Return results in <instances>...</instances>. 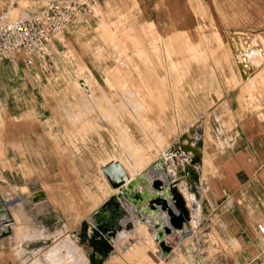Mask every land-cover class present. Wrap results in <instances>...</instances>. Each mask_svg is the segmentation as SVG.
I'll list each match as a JSON object with an SVG mask.
<instances>
[{
    "label": "rangeland",
    "instance_id": "obj_1",
    "mask_svg": "<svg viewBox=\"0 0 264 264\" xmlns=\"http://www.w3.org/2000/svg\"><path fill=\"white\" fill-rule=\"evenodd\" d=\"M99 15L96 3L86 18ZM125 17L81 36L96 72L78 52L36 82L0 69V264H230L204 221L207 121L226 92L264 106V20L227 37L202 24L190 41ZM108 163L125 174L115 186Z\"/></svg>",
    "mask_w": 264,
    "mask_h": 264
},
{
    "label": "crops",
    "instance_id": "obj_2",
    "mask_svg": "<svg viewBox=\"0 0 264 264\" xmlns=\"http://www.w3.org/2000/svg\"><path fill=\"white\" fill-rule=\"evenodd\" d=\"M96 3L99 17L76 16L59 37L45 41L53 55V66L71 69L73 56L78 52L85 58L78 67L96 72L98 69L90 62L92 52L87 50V42L81 36L99 18L110 23L107 21L111 15L126 16L130 26L124 28H138L151 22L162 39L183 32L190 41L202 24H211L221 37H227L230 31L257 30L264 20V0H97ZM0 69L26 82H36L43 75L31 73L21 61L13 66L5 59L0 60ZM207 123L215 140L212 148L206 142L208 163L204 178L209 206L204 211L207 216L204 221L211 224L233 254L230 264H246L255 257L264 259V235L255 230V224L264 219V106L244 107L238 103L237 93L226 92L212 106ZM45 155L47 167L52 154L46 151Z\"/></svg>",
    "mask_w": 264,
    "mask_h": 264
},
{
    "label": "built area",
    "instance_id": "obj_3",
    "mask_svg": "<svg viewBox=\"0 0 264 264\" xmlns=\"http://www.w3.org/2000/svg\"><path fill=\"white\" fill-rule=\"evenodd\" d=\"M19 0H0V60L21 61L31 73L51 75L53 55L45 41L60 34L72 18L93 16L97 0H26L25 16H10ZM264 235V219L255 224ZM246 264H264L255 257Z\"/></svg>",
    "mask_w": 264,
    "mask_h": 264
},
{
    "label": "water",
    "instance_id": "obj_4",
    "mask_svg": "<svg viewBox=\"0 0 264 264\" xmlns=\"http://www.w3.org/2000/svg\"><path fill=\"white\" fill-rule=\"evenodd\" d=\"M108 164H109L110 168L113 169V171H116V174H117L118 179L116 181H112V186H115L125 179V174L120 169V165L118 163H108ZM172 196L175 197V199H176L175 202L177 203V205H179V206L183 205L182 200L178 196H174V194H172ZM183 211H184V214L177 215V216L172 217L170 219V223L173 227H180L181 224L186 220V214H185L186 212H185V210H183Z\"/></svg>",
    "mask_w": 264,
    "mask_h": 264
},
{
    "label": "bare ground",
    "instance_id": "obj_5",
    "mask_svg": "<svg viewBox=\"0 0 264 264\" xmlns=\"http://www.w3.org/2000/svg\"><path fill=\"white\" fill-rule=\"evenodd\" d=\"M17 3H18V2H17ZM10 16H11V17H16L15 15H13V14L11 13V11H10ZM112 128H113V127H112ZM159 183H160L159 181H156L155 185L157 186ZM158 186H160V185H158ZM158 198H163V197H158ZM3 202H4V201H3ZM8 203H10V202L8 201ZM152 205H153V206L156 205L158 208H159V207H166V206H165V200H163V199H158V200H156V202H153ZM156 206H155V207H156ZM168 208H169V207H168ZM159 209H160V208H159ZM166 209H167V207H166ZM166 209H165V210H166ZM174 213H175V215H174L173 217H175V216H177V215L180 214V213L177 214L175 210H174ZM186 222H187V221H186ZM175 228H176V227H175ZM177 228H178V227H177ZM132 263H133V262H132Z\"/></svg>",
    "mask_w": 264,
    "mask_h": 264
}]
</instances>
